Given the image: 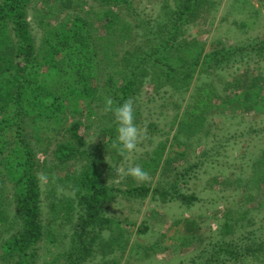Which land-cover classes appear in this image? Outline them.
<instances>
[{
    "label": "trees",
    "instance_id": "obj_1",
    "mask_svg": "<svg viewBox=\"0 0 264 264\" xmlns=\"http://www.w3.org/2000/svg\"><path fill=\"white\" fill-rule=\"evenodd\" d=\"M31 3L32 0H0V236L6 232L4 226L8 223L9 212H13L18 224L16 232L0 244L1 259L5 264H37L39 244L47 242L57 248L47 252L50 259L45 258L42 264H88L104 224L114 226L120 236L124 231H134L132 223H129L131 228L126 229L120 219L105 216L107 203L119 197H144L148 192L152 196L157 194L165 200L176 199L187 204L195 201L196 196L186 194L180 186L181 180L187 177V169L176 172L167 167V172L172 175L167 181L159 182L153 188L141 182L130 189L108 182L117 174L104 175L94 162L77 170L75 162L79 158V147L84 143L83 118L93 114L96 99L130 98L134 92H140L145 80L155 81V88L178 86L180 80L188 82L195 67L198 69L196 65L209 60L206 59L209 53L201 58L203 42L189 41L184 36L178 47L184 51L185 48L201 47L199 53L182 71L181 66L165 59H154L160 70L157 82L151 75L153 63L148 65L140 59V45L134 46L133 51L127 49L119 54L123 43L133 39L129 20L136 19L139 13L134 0H91V4L88 0H40L41 6H33V9ZM211 4L205 0L187 3L162 0L161 10L168 16V24L158 21L156 27L165 36V43L173 46L177 34L173 35L172 30L181 31L184 26L195 23L200 14L205 13L203 18L207 20ZM30 9L36 29L41 33L39 46L35 44L37 39L28 21ZM164 48L166 50V45ZM263 48L260 45L252 50ZM239 49L233 48L226 55H236ZM252 60L257 67H252L248 60L245 69L223 82L222 90L228 93L225 97L219 96L220 106L238 104L255 113L264 111V72L260 69L264 59ZM177 74L181 77L174 82L172 75ZM60 132L62 139H53V135ZM52 142V156L47 161ZM113 154L118 156L116 152ZM142 156L144 158L140 156L138 164L148 173H155L160 163L156 151L144 152ZM70 162L74 174L62 175ZM253 162L250 177H245L250 183L247 188H253L257 195L264 197V150ZM40 173L45 175L40 176ZM55 175V182H59L68 195L59 193L53 185ZM44 176L51 198V216H63L68 221L76 217L72 237L62 230L55 232L58 229L44 228L42 224L40 183ZM126 178L131 185L133 179ZM235 181L241 186L243 180L236 178ZM10 205L14 206V211H10ZM181 224L187 239L180 237L179 242L186 240L190 244L196 238L197 222L193 218H184ZM259 250L246 247L237 257L229 243L224 247V256L240 263L243 260L239 259L245 255L263 257ZM263 262L264 259L261 264ZM110 263L111 260H107L102 264Z\"/></svg>",
    "mask_w": 264,
    "mask_h": 264
},
{
    "label": "rangeland",
    "instance_id": "obj_2",
    "mask_svg": "<svg viewBox=\"0 0 264 264\" xmlns=\"http://www.w3.org/2000/svg\"><path fill=\"white\" fill-rule=\"evenodd\" d=\"M188 1L196 0H182L183 3ZM205 1L212 3L207 20L203 18L206 14L202 13L195 23L184 26L181 31L172 30L177 37L170 47L156 27L158 21L168 24L169 18L161 10L162 0H134L139 13L136 19H128L133 39L123 43L119 54L127 49L133 51L134 46L140 45V59L148 65L153 63L151 75L155 78L160 70L154 59H165L181 66L182 71L202 47L201 58L209 53L206 58L209 60L196 65L198 69L195 67L186 83L180 80L178 86L155 88V81L145 80L140 92H134L132 97L124 100L111 97L117 105L129 99L133 101L135 122L144 133L136 150L126 157L113 154L111 142L115 139V125L112 115L104 111L105 97L96 99V115L93 112L90 117L83 118L84 143L79 147V158L75 162L79 171L94 162L104 175L117 174L108 182L130 189L141 182L133 180L130 185L125 171L137 165L138 158H144V152L156 151L159 167L155 173H149L145 183L153 188L159 182L167 181L168 176H172L167 167L176 172L187 169V177L181 180L180 186L186 194L194 193L196 199L187 204L176 199L165 200L148 192L144 197H119L107 203L105 216L120 219L126 229H130L129 223H132L134 231H124L120 236L114 226L104 224L100 230L101 238L94 246L96 251L88 264H102L107 260H111L110 264H261L264 259V197L257 195L253 188L248 189L250 183L245 181V177L251 175L254 158L264 150V111L255 113L238 104L220 106L221 97L228 93L222 90L223 82L245 69L246 61L257 67L252 59H264V48L252 50L256 46L264 47V0ZM88 3L91 4V0ZM33 6L40 7V0H32L30 7ZM32 9L29 10L28 21L37 39L35 44L39 46L41 33L36 29ZM184 36L189 41L200 40L203 45L197 49L185 48L184 51L178 47ZM233 48H240L238 54L227 56ZM260 69L264 72L263 63ZM180 77L181 74L172 75V80L176 82ZM53 136L57 141L62 139L61 132ZM49 147L47 161L51 159L54 143ZM68 166L70 168H64L62 175L74 174L71 162ZM42 175L45 174L40 173ZM62 175L58 174L59 177ZM55 176L53 185L59 193L68 195L69 192L55 182ZM236 178L243 180L241 186H238ZM46 182L44 176L40 183L42 224L44 228L58 229L55 232L62 230L71 235L75 231L76 217L68 221L63 216H51V198ZM10 206V211H14V206ZM184 218H193L197 222L196 238L190 244L186 240L179 242L180 237L187 239L181 224ZM17 226L13 212H9L8 223L4 226L6 232L0 236V244L16 232ZM144 227L145 231H136ZM229 243L237 257L245 252L246 247L249 250L260 249L263 257L245 255L239 259L243 262L234 263L229 256H224V247ZM39 246L37 264H42L45 258L50 259L47 252L57 247L47 242ZM2 253L0 248V264H5L1 259Z\"/></svg>",
    "mask_w": 264,
    "mask_h": 264
},
{
    "label": "clouds",
    "instance_id": "obj_3",
    "mask_svg": "<svg viewBox=\"0 0 264 264\" xmlns=\"http://www.w3.org/2000/svg\"><path fill=\"white\" fill-rule=\"evenodd\" d=\"M104 111L111 113L115 125V139L111 142V148L120 157H126L136 150L138 143L144 138L143 130L135 122L134 103L129 99L117 105L112 98L106 97ZM124 174L136 182H145L149 179L148 171L139 164L129 167Z\"/></svg>",
    "mask_w": 264,
    "mask_h": 264
}]
</instances>
